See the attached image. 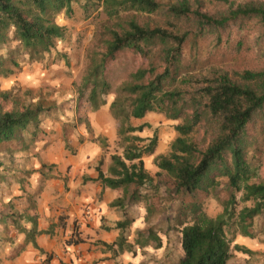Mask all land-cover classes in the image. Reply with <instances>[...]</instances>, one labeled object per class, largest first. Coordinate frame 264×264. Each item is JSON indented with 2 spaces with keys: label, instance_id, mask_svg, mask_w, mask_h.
I'll use <instances>...</instances> for the list:
<instances>
[{
  "label": "trees",
  "instance_id": "obj_1",
  "mask_svg": "<svg viewBox=\"0 0 264 264\" xmlns=\"http://www.w3.org/2000/svg\"><path fill=\"white\" fill-rule=\"evenodd\" d=\"M75 3L80 4L86 19L96 11L108 17L86 51L89 63L82 87L89 88L88 101L94 111L107 104L112 91L109 61L124 49L134 50L146 61L118 88L110 104L119 121L122 153L111 156L107 173L101 156L95 166L98 176H85V181L112 189L134 187L130 195L110 204L124 211L115 225L120 230L118 238L99 243L114 259L136 252V247L161 248L158 226L149 223L155 214L151 205L147 226L136 230L134 242L128 238L136 218L129 215L128 208L145 198L143 189L159 192L156 183L161 182L172 199L184 198L175 216L182 234V254L176 264H231L236 234L255 237L251 230L255 219L264 217V178L252 182L264 164V0H0V77L15 74L26 63L43 61L59 41H66L69 29L57 16L63 12L71 16ZM248 25L254 31L247 34ZM206 42L210 47L204 56ZM221 50L231 54L252 51L261 66L238 69L223 65L225 58L217 57ZM58 57L69 63L67 54L59 52ZM15 90H0V98L11 103L9 109L0 103V155L3 144L37 140L53 111L42 99H25ZM152 112L179 121L170 151L154 158L159 168L155 176L146 169L144 156L155 153L159 133L140 136L151 125L131 123L132 118ZM98 140L107 146L105 137L94 141ZM66 146L70 147L68 142ZM3 164L0 157V166ZM55 166L44 163L39 169L44 182L56 177ZM5 179L6 175H0V182ZM223 192L222 211L209 216L199 198ZM240 201L251 205L239 208ZM36 208L33 200L24 211L11 201L0 206V264L30 243L44 252L37 236L52 234L58 224L40 230ZM59 220L63 224L64 217ZM12 231L25 234L24 241L14 247L13 255L2 256L3 244L15 243ZM80 233L75 230L66 243L86 241ZM234 247L249 252L239 244ZM52 258L48 253L46 260Z\"/></svg>",
  "mask_w": 264,
  "mask_h": 264
},
{
  "label": "rangeland",
  "instance_id": "obj_2",
  "mask_svg": "<svg viewBox=\"0 0 264 264\" xmlns=\"http://www.w3.org/2000/svg\"><path fill=\"white\" fill-rule=\"evenodd\" d=\"M107 20V15L98 11L86 19L80 4L75 3L71 16L64 12L57 16V21L69 29L70 36L66 41H59L57 47L43 61L26 63L15 74L7 78L0 77V90L16 89L15 91L22 98L42 99L53 107L51 116L46 117L42 124V131L37 140L26 139L23 144L15 141L1 146L0 157L4 164L0 166V175H6V179L0 182V206L11 201L16 209L24 211L28 209L32 200L38 205L39 194L44 186L42 175L39 173L42 165L44 163L48 166L56 165L55 171L67 175V165L82 159L86 144L91 145L95 142L101 147L100 154L92 157L89 163L97 164L99 157L104 156L103 170L106 173L111 163V156L114 153H122L121 137L118 134L119 121L113 117L110 104L118 88L130 81L131 73L145 65L146 61L132 49L120 51L115 60L107 63V76L112 84V91L107 96V104L98 110L92 109L88 101L89 88L82 87L83 76L89 63L86 51L100 35ZM253 31L254 27L248 25L247 34ZM209 47V43L206 42L204 56L209 54ZM59 52L67 54L69 63L58 57ZM213 56V59L224 57L223 65L238 69L261 66L260 60L252 51L231 54L227 50H221L217 52V57ZM221 59L219 61H222ZM0 103L6 109L11 107L10 102L6 103L1 98ZM146 122L151 127L145 128L138 134L152 137L157 131L160 137L155 153L144 156L146 169L155 176L159 168L155 165L154 158L158 154H166L170 151L172 142L178 136L175 125L179 121L170 120L164 114L153 112L148 113L144 118L131 120L134 125ZM96 137H105L107 146L104 147L99 140L94 141ZM67 142L69 148L66 146ZM10 168L14 169V172L10 171ZM28 171L32 173L28 174ZM68 172L74 175V171L70 168ZM261 178H264V164L259 170V177L254 178L252 182L260 181ZM222 181L225 184L226 179L223 178ZM164 185L161 182L156 183L159 192L154 189L150 191L143 189L145 198L128 208L129 215L137 217L129 230V241H135L137 229L147 226L146 217L150 215L148 207L151 205L155 214H151L152 219L149 223L158 226L163 246L161 248L149 246L144 249L136 247V252H125L120 255L116 264H176L181 257V226L176 222L175 216L184 198L178 196L176 200L172 199ZM133 189L134 187H130L125 191L124 188H120L118 195L120 197L124 194L130 195ZM223 194L224 192L220 195L211 194L199 198L203 200L204 210L209 216H216L222 211L220 197ZM241 196L242 192H239L238 200H241ZM189 199V197L185 198L187 201ZM245 205H251V202L240 201L239 208ZM251 230L255 237L236 234L232 244L231 264H264V217L256 218ZM235 244L245 247L249 252L236 249ZM3 247L2 256L14 254L15 246L11 243H4Z\"/></svg>",
  "mask_w": 264,
  "mask_h": 264
},
{
  "label": "crops",
  "instance_id": "obj_3",
  "mask_svg": "<svg viewBox=\"0 0 264 264\" xmlns=\"http://www.w3.org/2000/svg\"><path fill=\"white\" fill-rule=\"evenodd\" d=\"M101 150L95 142L86 144L82 159L67 165V175L56 170V177L43 182L36 208L39 214L38 227L46 230L52 223L58 225L52 234L37 236V243L44 250L43 253L30 243L20 254L6 259L5 264H116L117 259L112 258V253L106 251L99 241L112 243L120 234L115 225L123 218L124 211L110 206L120 197V188L112 189L100 182L85 181V176H98L96 164L89 161L98 156ZM69 168L74 171V175L68 172ZM60 217H64L63 224ZM75 230L81 232L80 235L86 241L68 245L66 240ZM13 233V245L22 244L25 234ZM48 253L53 255L51 261L46 260Z\"/></svg>",
  "mask_w": 264,
  "mask_h": 264
}]
</instances>
